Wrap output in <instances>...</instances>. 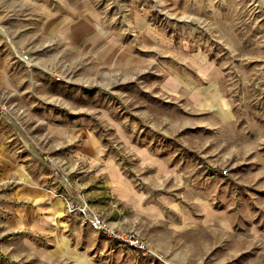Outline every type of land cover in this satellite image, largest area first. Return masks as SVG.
Here are the masks:
<instances>
[{
    "label": "rangeland",
    "instance_id": "obj_1",
    "mask_svg": "<svg viewBox=\"0 0 264 264\" xmlns=\"http://www.w3.org/2000/svg\"><path fill=\"white\" fill-rule=\"evenodd\" d=\"M93 1L95 35L72 23L65 0H0V158L10 154L35 173L48 144L78 148L87 129L140 177L132 148L148 147L227 213L224 238L206 225L205 264H264V0ZM197 56L221 68L230 119L164 87ZM121 248L125 264H137L138 254Z\"/></svg>",
    "mask_w": 264,
    "mask_h": 264
},
{
    "label": "crops",
    "instance_id": "obj_2",
    "mask_svg": "<svg viewBox=\"0 0 264 264\" xmlns=\"http://www.w3.org/2000/svg\"><path fill=\"white\" fill-rule=\"evenodd\" d=\"M65 1L76 11L72 23L81 21L85 33L98 34L100 13L94 1ZM105 43L99 51L107 54L113 47ZM192 62L193 70L168 73L164 87L172 95L186 97L192 106L212 111L215 118L230 119L232 105L221 68L204 56ZM83 137L78 148L54 139L43 149L44 163L37 161L35 173L10 154L0 158V264H125L120 255L123 244L100 237L79 215L67 211L59 193L70 189L54 176L46 154L62 163L92 204L120 226L138 231L162 256L143 255L131 248L138 254L133 260L137 264H205L206 225L212 224L209 229L217 239L225 237L221 229L232 231L227 213L216 209L204 191H190L184 176L148 147L132 148L141 163L138 172L142 176L135 177L90 130H84ZM43 164L48 170L45 174ZM18 231L47 232L53 239L4 237ZM62 231L66 238H57ZM30 246L36 249H18Z\"/></svg>",
    "mask_w": 264,
    "mask_h": 264
},
{
    "label": "built area",
    "instance_id": "obj_3",
    "mask_svg": "<svg viewBox=\"0 0 264 264\" xmlns=\"http://www.w3.org/2000/svg\"><path fill=\"white\" fill-rule=\"evenodd\" d=\"M46 155L54 176L70 189L69 193H59L63 197L69 213L79 215L93 229L112 240L118 241L120 244L138 250L143 255L162 258L161 254L151 248L138 231L120 226L116 221L109 218L104 210L92 204L83 195L82 186L76 185L77 182L72 179V174L65 169L62 163L59 160L52 159L48 154Z\"/></svg>",
    "mask_w": 264,
    "mask_h": 264
}]
</instances>
